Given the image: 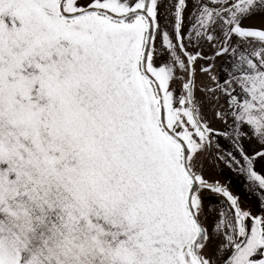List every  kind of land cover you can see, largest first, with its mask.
Instances as JSON below:
<instances>
[{
  "label": "snow or ice",
  "instance_id": "obj_1",
  "mask_svg": "<svg viewBox=\"0 0 264 264\" xmlns=\"http://www.w3.org/2000/svg\"><path fill=\"white\" fill-rule=\"evenodd\" d=\"M0 264H264V0H0Z\"/></svg>",
  "mask_w": 264,
  "mask_h": 264
},
{
  "label": "crops",
  "instance_id": "obj_2",
  "mask_svg": "<svg viewBox=\"0 0 264 264\" xmlns=\"http://www.w3.org/2000/svg\"><path fill=\"white\" fill-rule=\"evenodd\" d=\"M201 79H203V77L198 75L197 82L199 83ZM214 126L220 127L219 124H215ZM220 144H221V147L225 149V151L231 150V146L229 142L224 140L223 138H220ZM215 154H216V149L214 147L212 150V157L208 159V164H207L208 167L209 166L212 167V164L216 162ZM216 163L220 165L219 167L223 168V171H224L223 175H221L218 178L211 177L210 175H208L207 177L209 179L219 180L223 184H226L235 195L241 198V201L243 203L250 205L252 207H255L258 203V198L254 193H252L249 189H247L244 186L243 178L238 176L234 171L230 170L223 162H216ZM257 169L258 171L260 170V165H257ZM220 199H221L220 197L216 196L215 202L216 200H220ZM206 205L211 206L212 204L206 203Z\"/></svg>",
  "mask_w": 264,
  "mask_h": 264
},
{
  "label": "rangeland",
  "instance_id": "obj_3",
  "mask_svg": "<svg viewBox=\"0 0 264 264\" xmlns=\"http://www.w3.org/2000/svg\"><path fill=\"white\" fill-rule=\"evenodd\" d=\"M177 94H179V84L177 85ZM219 166L220 165L218 163H216V162H214L212 164V167L211 166L208 167V165H207L205 167V176H206V178H208L207 177L208 175H210L211 177H215V178H218L221 175H223V173H224L223 168H221ZM215 199H216V195H210L206 199L205 203H209V204H212V205H217L219 200H216V202H215Z\"/></svg>",
  "mask_w": 264,
  "mask_h": 264
}]
</instances>
